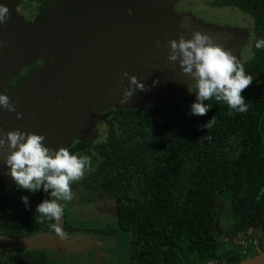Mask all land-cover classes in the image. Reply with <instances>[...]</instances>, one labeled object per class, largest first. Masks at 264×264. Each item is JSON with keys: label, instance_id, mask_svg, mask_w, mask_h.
<instances>
[{"label": "trees", "instance_id": "16d2710c", "mask_svg": "<svg viewBox=\"0 0 264 264\" xmlns=\"http://www.w3.org/2000/svg\"><path fill=\"white\" fill-rule=\"evenodd\" d=\"M28 1L38 17L65 0ZM203 1L210 8L236 9L253 22L251 57L240 63L253 78L241 92L247 111H231L213 98L205 101L211 106L205 115H190L195 97L189 93L152 111L107 112L103 142L81 140L67 148L89 157L71 186L84 203H114L119 229L131 234V264H238L264 252V49L255 47L264 38V0ZM44 64L29 66L19 81ZM213 116L215 122L205 128ZM2 188L0 237L55 230L54 220L35 211L46 193ZM21 196L29 197L28 209ZM220 198L232 220L229 242L216 229ZM99 233L118 237L117 230ZM0 264L50 263L44 251L16 250L0 256Z\"/></svg>", "mask_w": 264, "mask_h": 264}, {"label": "water", "instance_id": "95a60500", "mask_svg": "<svg viewBox=\"0 0 264 264\" xmlns=\"http://www.w3.org/2000/svg\"><path fill=\"white\" fill-rule=\"evenodd\" d=\"M145 1L65 0L33 22L24 21L20 33L1 37L0 91L38 60L44 59L45 64L7 93L16 111L22 115L17 119L16 112L0 108V133H7L21 121V127L26 125L32 133L43 135V144L53 151L69 148L75 141L85 140L91 144V138L86 134L92 122L87 109L97 104L96 98L100 94L95 93L96 84L106 81L121 84L129 81L131 76L143 82L154 69L166 65L168 42L178 40L181 33L189 39L194 30L207 32L227 50L238 44L242 32L231 27L201 22L187 24L184 28L179 26L180 22L175 26L166 22L155 24L154 19L148 18L158 13L157 5L151 4L152 7L147 9ZM141 10L148 14L138 15ZM108 31L113 33L105 36ZM9 37H15V40ZM124 72L128 73L127 77L122 76ZM188 92V87L180 90L179 99L160 106L182 101ZM45 114H48L47 120H44ZM40 124L42 129L36 127ZM20 126L15 130H20ZM56 224L63 233V215ZM39 237L24 239L17 247L38 249V246L73 244L58 233L54 237ZM238 264H264V252Z\"/></svg>", "mask_w": 264, "mask_h": 264}, {"label": "rangeland", "instance_id": "374dc122", "mask_svg": "<svg viewBox=\"0 0 264 264\" xmlns=\"http://www.w3.org/2000/svg\"><path fill=\"white\" fill-rule=\"evenodd\" d=\"M146 0L144 3L147 4L146 8H151V4H156V9L158 13L155 16H149L148 19L153 20L154 23H163L166 22L171 26L177 25L176 23L181 20L185 21V25L196 24V23H205L211 25H219L225 27H231L238 29L240 33V38L238 40L237 46L230 50L231 53L237 58L239 63L246 62L251 57V36L253 29V22L250 17L241 14L238 10L233 8H210L202 3L199 0ZM0 4H5L9 9V18L6 23L0 24V29H9V33H20L24 28V25L21 24V21L16 17V9L14 13L12 11V5H14V0H0ZM138 12V15H146L147 11ZM131 14L133 11L130 12ZM155 17V18H154ZM147 23L146 25H148ZM145 25V26H146ZM11 30V31H10ZM13 31V32H12ZM113 31H108L104 35H111ZM97 36V34L95 35ZM11 38V37H9ZM15 37L11 40H15ZM10 40V43H11ZM154 81L156 83H154ZM192 82V78L187 74H184L177 62L167 61L165 66L158 67L153 70L149 78L145 79L142 83L144 84V90H135V85H132L134 89V94L130 100L121 104L119 101L122 98L125 88L129 85L130 81L114 84L111 81H106L101 84L95 85V93L98 95L97 104L94 105L90 110L87 109L88 118L91 120V125H89V130L86 134L91 138V142L94 144L103 142L105 140V127L104 134H101V126L103 121V116L108 111L112 110H124V109H143L150 110L160 105L176 101L179 99L178 92L184 91L188 87V84ZM189 94V92H188ZM85 106H82L84 108ZM44 120H47L48 114H45ZM22 125L21 121L15 123L14 127H11L10 131L15 130L16 127ZM42 124L36 126L38 129H42ZM20 131L29 133L30 130H27L26 125L20 126ZM36 132L37 129L35 128ZM32 133V132H31ZM6 134L1 132L0 135ZM92 134V135H90ZM74 143L71 144V146ZM70 146V145H69ZM7 147L0 148V179H4L10 185H14L15 182L8 174L7 167L4 166V159L7 154ZM8 184V185H9ZM73 191V190H71ZM69 203H72L73 197L71 200H68ZM104 204H93L89 207H80L77 203L72 204V206L65 205L63 213L67 222L80 230L85 229H103L109 226L117 227V224L112 222V213L113 207L103 206ZM216 229L218 231V236L224 242H229L232 238V220L228 217L226 208L224 207V202L222 198L218 200L216 208ZM64 233V232H63ZM57 234V233H56ZM51 235V236H55ZM36 238V237H35ZM38 238H41L38 236ZM62 238L73 243L72 245H67L66 243L59 245H48L47 248H42L38 246V249L46 251L49 263L50 264H127L129 260L128 248H126V243H128L127 237H121V240L124 241L122 247L116 245L107 246L101 244L96 252L90 253L92 251L85 250L87 241L91 239L83 233H76L62 236ZM24 239H8L4 238L0 241L2 244L7 246L9 249H21L19 245ZM127 240V241H126ZM231 241V240H230ZM36 245V244H35ZM18 246V247H17ZM242 246V245H241ZM82 247V248H81ZM242 249H246L242 246ZM126 250V251H125ZM125 251V252H122ZM243 251V252H244ZM90 253V254H89ZM129 264V262H128Z\"/></svg>", "mask_w": 264, "mask_h": 264}, {"label": "clouds", "instance_id": "9594fccd", "mask_svg": "<svg viewBox=\"0 0 264 264\" xmlns=\"http://www.w3.org/2000/svg\"><path fill=\"white\" fill-rule=\"evenodd\" d=\"M8 18V7L0 4V24L6 23ZM179 26L184 28L185 21L181 20ZM168 47V61H178L182 72L192 78L188 90L194 94L195 99L190 105V115H205L211 108L205 101L213 98L227 104L231 111H247L248 104L241 92L253 78L246 74L244 67L230 50L217 44L207 32L199 30H194L189 39H185L182 33L179 34V39L170 40ZM255 47L264 49V38L258 39ZM122 76L127 77L128 73L124 72ZM129 81L119 101L121 104L127 103L133 96L132 85H135V90H144V84L135 76L129 77ZM0 108L16 112L17 119L21 118L22 114L16 111V106L4 92H0ZM214 122L213 116L204 127H210ZM44 139L43 135L31 132L8 131L0 135V148L7 147L3 163L17 189L47 194V198L36 205V214L42 219L59 222L63 215V207L59 202L72 199L70 185L83 176L90 161L88 156L70 153L65 147L53 151L43 144ZM20 199L28 209L29 197L21 196ZM50 227L66 237L67 234L62 233L57 224Z\"/></svg>", "mask_w": 264, "mask_h": 264}, {"label": "flooded vegetation", "instance_id": "af4514ba", "mask_svg": "<svg viewBox=\"0 0 264 264\" xmlns=\"http://www.w3.org/2000/svg\"><path fill=\"white\" fill-rule=\"evenodd\" d=\"M182 1H184V0H181L180 2H182ZM199 2L205 5V2L203 0H199ZM11 6H12V9H16V12H17L16 13V17H17V19L20 20V21H21V19H23V22L21 21L22 25L24 24V21H26L28 23L33 22L35 17L37 15H39L38 13H40L39 11L35 10L34 4L30 3L28 0H16V2L14 0V5L11 4ZM7 28L6 29H3V28L0 29V40H1V37H3V36L7 37L8 36L9 29H7ZM11 34H13V33H11ZM49 59L53 60V58H50V57H49ZM43 62L45 63L44 59L38 61L36 63V65H34L35 64L34 63L33 65H31V67L35 66V69H38L39 67L42 66ZM27 68H25V69H27ZM20 74H18L16 77H14L13 80L10 81L0 92H4V93L7 94L8 92H10L14 88H16L20 83H22L24 80H20L19 81ZM108 112H110V111H108ZM105 118H106V114H104V116H103V121H102V126H101V128H102L101 129V134L102 135L104 134L103 127H104ZM76 142L77 141H75L74 144ZM91 144H94V143H91ZM8 184L9 183H7L4 179H0V187H2V186L4 187V188H2L4 193H6L7 191L13 189L16 186V184H14V185H10V184L8 185ZM70 188H71V190H73L72 191L73 201H72V203H69L68 200L67 201H63V200L60 201L59 203L62 205L63 210L65 209V205H67V206L71 205L72 206V204H74V203L75 204L77 203V205L80 206V207H86V208L91 206V205H93V204H95V205L104 204L103 206H106L108 204L110 209H111V206L113 207V209H112L113 211H112V213L110 215H113L112 216V222L117 224V227L109 226V227H106V228H103V229H85V230H80L79 228L69 224L70 222L69 223L67 222V220L65 218V215L63 213V217H64V229H63V231H64V233H66L67 235L76 234V233L86 234L91 239V241H87L86 244H84V246H86L85 250H90V251H92L90 253H93V254H95L94 252H96L98 250V248L100 247L101 244H104V245H107V246L116 245V247L118 246L119 249H120L122 247V245H123L122 243L124 242V241L121 240V237L122 238H123V236L125 238L127 237L128 243H126V246H127L126 248H128L127 250H128V253H129L128 262H129V264H131V258H130V251H131V247H132L131 234L119 229L118 218H117V215H116L114 203L113 202H97V203H93V204L84 203L80 199V195H79L78 191L75 188H73L71 185H70ZM55 224H56V221H55ZM107 230L108 231L117 230L118 237L117 238H113V235L110 234V233H108L107 235H100L99 231H107ZM89 231H93L94 233H88ZM54 234H56L55 230L54 231H49L48 234H45V235H54ZM40 235L44 236V233H30V234H26V235H22V234H18L17 233V234H14L13 236H10V237H0V240L4 239V238H8L10 240H12V239H28V238L32 239V238L38 237ZM16 250H25V251H32V252H34V251H43V250L36 249V248H32V249H27V248L9 249L7 246H5V244L3 245L2 242L0 241V256L5 255L8 252H12V251H16ZM125 251H122V252H125ZM44 252L46 253V251H44ZM128 262H127V264H128Z\"/></svg>", "mask_w": 264, "mask_h": 264}, {"label": "built area", "instance_id": "2783aa9c", "mask_svg": "<svg viewBox=\"0 0 264 264\" xmlns=\"http://www.w3.org/2000/svg\"><path fill=\"white\" fill-rule=\"evenodd\" d=\"M242 246L246 249L247 248V242L244 240L241 242ZM253 245L254 246H258L259 245V242L258 241H255L253 242Z\"/></svg>", "mask_w": 264, "mask_h": 264}]
</instances>
